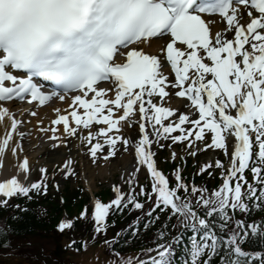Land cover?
Segmentation results:
<instances>
[{
    "label": "snow or ice",
    "instance_id": "snow-or-ice-1",
    "mask_svg": "<svg viewBox=\"0 0 264 264\" xmlns=\"http://www.w3.org/2000/svg\"><path fill=\"white\" fill-rule=\"evenodd\" d=\"M216 16L223 27L213 32ZM165 37L158 53L146 50ZM42 81L51 82L50 91ZM173 95L186 98L191 111L170 106ZM54 99L70 103L54 108L49 124L37 120L41 134L51 133L52 147L68 144L65 134L76 137L94 163L114 157L118 144L134 151L136 165L122 178L128 191L113 185V199L94 202V238L107 233L113 210L143 211L140 196L152 205L149 223L168 214L154 248L129 257L113 250L106 264H174L179 241L165 236L174 217L194 233L180 264H264V220L235 219L264 208V0H0V168L8 152L16 158L15 174L0 177V205L46 195L50 179L42 167L41 178L30 180L26 133L19 130L26 121L8 102L46 106ZM127 127H138V138L126 135ZM178 143L193 157L200 144L229 157L199 170L220 169L217 188L187 182L180 167L171 175L158 167L153 145ZM171 157H178L174 149ZM72 164L69 158L60 165L65 178L75 174ZM141 169L148 187L139 183ZM88 214L86 206L77 219ZM73 226L72 219L59 223L61 231ZM119 235L105 243L113 247ZM253 237L260 249L242 248Z\"/></svg>",
    "mask_w": 264,
    "mask_h": 264
},
{
    "label": "bare ground",
    "instance_id": "bare-ground-1",
    "mask_svg": "<svg viewBox=\"0 0 264 264\" xmlns=\"http://www.w3.org/2000/svg\"><path fill=\"white\" fill-rule=\"evenodd\" d=\"M160 42V40L159 39H154L153 41H152V44L151 45H153V44H158ZM169 104L172 106V107H175V108H177L178 107V105H179V101H176L173 97H172V99L169 101ZM15 107H13V109H14ZM44 110V109H43ZM44 113V112H43ZM42 117L41 116H39L37 119H41ZM37 119L35 118V119H32V125H34L35 126V123H36V121H37ZM46 122H49V120H44V123H45V125H46ZM35 133H37L38 131H37V129H35V131H34ZM124 133L125 134H127V135H131V136H136V138H138V135H137V132L135 131V130H133V129H126L125 131H124ZM3 134V128L2 127H0V135H2ZM32 138L35 140V138H34V135H32ZM67 139L68 140V142H69V146H71L72 148L74 147V144L76 143V141L77 140H75L74 139V137H67L66 136V134H65V136L64 137H62V139ZM50 142V141H49ZM51 143H48L47 142V146H43L38 152H40L41 151V155H50L51 153H53V152H50V147H49V145H50ZM53 144V143H52ZM63 145V144H62ZM25 148H26V146L24 145V143H23V149H24V155H25ZM59 148L60 147H57V149H53V150H55V154H59V153H62V151H65L66 149L65 148H63V147H61L62 149V151L61 150H59ZM132 150L131 151H128V152H125V154H123V156L122 157H120V159H119V161H118V163L119 164H125L126 163V160H129V157H130V154H132ZM15 164H16V158L10 153V152H8L7 154H6V156H5V158H4V166H3V168H0V177H9V176H11L12 174H15ZM129 164H130V162H129ZM103 165H104V168H106V166H107V163L105 162V163H103ZM111 167H114V166H111ZM103 168V169H104ZM23 177H21V179H22Z\"/></svg>",
    "mask_w": 264,
    "mask_h": 264
},
{
    "label": "rangeland",
    "instance_id": "rangeland-1",
    "mask_svg": "<svg viewBox=\"0 0 264 264\" xmlns=\"http://www.w3.org/2000/svg\"><path fill=\"white\" fill-rule=\"evenodd\" d=\"M116 168H118V167H116ZM89 170L92 171V174L94 176L93 177L94 182H93V184H91L92 185L91 187L94 190L98 189L99 186L106 184L105 182L110 181L111 179L115 180L117 177L116 173L112 175L109 171H107L106 175L101 174V173L97 172L98 170H96V167H94V166H90ZM88 176L91 177V175H88ZM141 176H142V174H140L139 179H141ZM77 180H78V177L71 179V184H77L78 183V182H76ZM63 183H65V181H63ZM92 248L94 249L95 246L93 244H88L86 249L83 251V256L80 258L81 263H84V264H103L105 261L100 257L99 253H97L95 250L90 254L88 253V250L89 251L93 250ZM1 256L4 258L6 257L7 260L5 262H0V264H14L12 260H8L10 257L9 255L6 254V256L5 255H1ZM80 259H76V260H80Z\"/></svg>",
    "mask_w": 264,
    "mask_h": 264
},
{
    "label": "trees",
    "instance_id": "trees-1",
    "mask_svg": "<svg viewBox=\"0 0 264 264\" xmlns=\"http://www.w3.org/2000/svg\"><path fill=\"white\" fill-rule=\"evenodd\" d=\"M22 216H24L25 221H26V219H28L30 221H34V224H36V222H37L38 224L45 226V224L47 223L46 217L39 218L37 214L32 213V212H24L22 214ZM258 216L262 217V220H264V214L258 213ZM253 218H254L253 221L260 222V220L256 219L255 217H253ZM249 223H251V222L249 221ZM32 224H33V222H30L29 225H32ZM17 231H20V230L17 229ZM261 243H262V241L253 237V238H250L247 243H243V245H244L243 248L246 250H249V251L259 250ZM218 260H219V257H218ZM218 260H217V258H215V262H218Z\"/></svg>",
    "mask_w": 264,
    "mask_h": 264
}]
</instances>
